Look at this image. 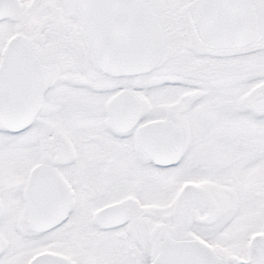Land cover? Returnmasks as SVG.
I'll return each mask as SVG.
<instances>
[{
	"label": "snow or ice",
	"instance_id": "obj_1",
	"mask_svg": "<svg viewBox=\"0 0 264 264\" xmlns=\"http://www.w3.org/2000/svg\"><path fill=\"white\" fill-rule=\"evenodd\" d=\"M0 264H264V0H0Z\"/></svg>",
	"mask_w": 264,
	"mask_h": 264
}]
</instances>
